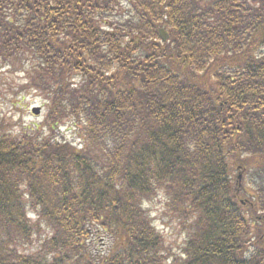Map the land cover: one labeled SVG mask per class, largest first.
Masks as SVG:
<instances>
[{"label":"trees","instance_id":"16d2710c","mask_svg":"<svg viewBox=\"0 0 264 264\" xmlns=\"http://www.w3.org/2000/svg\"><path fill=\"white\" fill-rule=\"evenodd\" d=\"M0 66V264H264V0H0Z\"/></svg>","mask_w":264,"mask_h":264},{"label":"rangeland","instance_id":"374dc122","mask_svg":"<svg viewBox=\"0 0 264 264\" xmlns=\"http://www.w3.org/2000/svg\"><path fill=\"white\" fill-rule=\"evenodd\" d=\"M22 76L15 72V69L8 66L5 68L0 66V115L6 118L13 125L15 132L21 129L38 126L43 120L44 104L40 97L24 91L22 87ZM40 108L42 113L35 117L31 114L32 108ZM71 123L61 126L55 134L57 139L64 138L67 142H72L77 138V129ZM50 136H52L50 134ZM59 137V138H58ZM240 176L238 172L233 174L235 179ZM249 194L250 191L247 190ZM163 202L161 199H156L148 205V210L151 218L154 220L156 228L160 231L165 240L166 247L176 253L178 246L183 240L177 220L164 214ZM104 240L96 239L94 247L98 251L106 249Z\"/></svg>","mask_w":264,"mask_h":264},{"label":"water","instance_id":"95a60500","mask_svg":"<svg viewBox=\"0 0 264 264\" xmlns=\"http://www.w3.org/2000/svg\"><path fill=\"white\" fill-rule=\"evenodd\" d=\"M159 34H160V38H161L162 41H166L167 40V35L162 30L159 31ZM33 113L34 114H38L39 113V109H37V108L33 109Z\"/></svg>","mask_w":264,"mask_h":264}]
</instances>
